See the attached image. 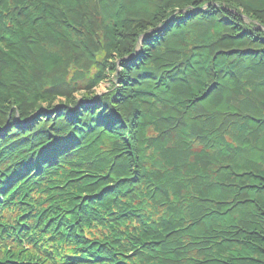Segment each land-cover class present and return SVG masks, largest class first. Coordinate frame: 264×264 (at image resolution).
I'll use <instances>...</instances> for the list:
<instances>
[{
	"label": "trees",
	"instance_id": "trees-1",
	"mask_svg": "<svg viewBox=\"0 0 264 264\" xmlns=\"http://www.w3.org/2000/svg\"><path fill=\"white\" fill-rule=\"evenodd\" d=\"M0 264H264V0H0Z\"/></svg>",
	"mask_w": 264,
	"mask_h": 264
},
{
	"label": "rangeland",
	"instance_id": "rangeland-1",
	"mask_svg": "<svg viewBox=\"0 0 264 264\" xmlns=\"http://www.w3.org/2000/svg\"><path fill=\"white\" fill-rule=\"evenodd\" d=\"M108 86V82L105 81V82H101L97 87H96V91L98 93H101V92H104L106 90Z\"/></svg>",
	"mask_w": 264,
	"mask_h": 264
}]
</instances>
